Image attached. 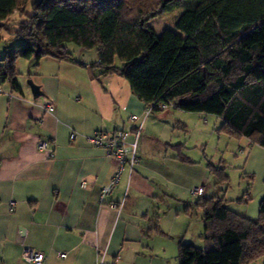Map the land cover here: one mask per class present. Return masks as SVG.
<instances>
[{"label": "crops", "instance_id": "1", "mask_svg": "<svg viewBox=\"0 0 264 264\" xmlns=\"http://www.w3.org/2000/svg\"><path fill=\"white\" fill-rule=\"evenodd\" d=\"M73 49L74 61L25 59L22 91L0 78V264H32L22 257L24 246L43 251V264H158V236H148L170 205L161 178L171 169L166 159L158 160V111L146 113L127 78L103 74L97 51ZM29 79L42 94L34 96ZM141 123L138 163L125 165L114 190L103 195L119 165L89 138L98 130H125L132 144ZM41 139L52 142L53 157L38 149ZM200 187L204 192L183 201L184 209L206 196V186ZM234 210L258 217L253 208ZM167 235L178 245L194 244L185 233ZM168 246L161 245L164 253ZM248 264H264V257Z\"/></svg>", "mask_w": 264, "mask_h": 264}, {"label": "trees", "instance_id": "2", "mask_svg": "<svg viewBox=\"0 0 264 264\" xmlns=\"http://www.w3.org/2000/svg\"><path fill=\"white\" fill-rule=\"evenodd\" d=\"M184 9L175 28L150 20ZM18 14L17 29L6 23ZM9 24V23H8ZM0 78L22 91L20 58L74 61L75 44L98 53L103 74L130 81L147 106L160 103L214 114L222 129L264 148V0H0ZM2 92V89H1ZM0 92V93H1ZM219 193L185 208L202 209L204 247L179 242V264H248L264 257V196L256 218L228 205L225 168L210 164ZM251 194L239 202L247 204Z\"/></svg>", "mask_w": 264, "mask_h": 264}, {"label": "rangeland", "instance_id": "3", "mask_svg": "<svg viewBox=\"0 0 264 264\" xmlns=\"http://www.w3.org/2000/svg\"><path fill=\"white\" fill-rule=\"evenodd\" d=\"M184 9L177 8L172 12L160 14L150 20L158 33L166 28H175ZM18 14L6 23L12 29H17ZM9 23V24H8ZM4 40L0 42V55L6 50L17 49L22 39L12 38L8 31L3 33ZM11 38L10 40H7ZM75 44H70L74 53ZM17 66L19 73L27 75V66L23 63ZM224 121L214 114L203 112H188L174 107L158 111V160L166 159L170 164V175L161 178L169 187L170 205L160 212L159 228H153L149 236H158V264H179L178 236L187 234V240L196 246L204 247L203 212L196 208L192 215L186 213L183 201H194L193 189L206 186V196L218 193L215 187L216 178L211 172L210 164L225 168L230 183L225 191L229 206L243 210L245 207L255 209L259 215V205L264 188V148L251 144L246 146V137L242 139L222 129ZM251 147V148H250ZM254 147L252 154L250 151ZM250 192L251 199L247 204H239V198ZM246 205V206H245ZM171 206V208H170ZM173 208V209H172ZM182 209V213L178 210ZM192 219V220H191ZM192 240V241H191ZM169 245L166 252L161 245Z\"/></svg>", "mask_w": 264, "mask_h": 264}, {"label": "built area", "instance_id": "4", "mask_svg": "<svg viewBox=\"0 0 264 264\" xmlns=\"http://www.w3.org/2000/svg\"><path fill=\"white\" fill-rule=\"evenodd\" d=\"M1 92V89H0ZM156 104L154 103L147 108V114L154 110ZM157 106L161 110L167 109L169 105L160 103ZM49 111L54 110V106L50 105L48 107ZM131 120L136 122L139 120V116L137 114L131 115ZM142 131V123L136 127L135 129V141L134 143L130 144L127 141L128 133L125 130H116V131H105V130H98L96 131L89 139L90 141L98 146L105 148L109 154L118 161V171L115 174L112 182L109 185L103 187V195L111 193L116 184L118 183L122 170L125 165H129L131 169L138 163V156H137V143L139 136L141 135ZM76 137L75 133L72 134V138ZM37 147L40 151H47L49 157L54 156V149L52 147V142L48 139H41L39 140ZM83 186H86L84 183ZM204 192L203 187H196L193 189L194 194H201ZM113 205V204H112ZM114 207L116 205H113ZM59 256L65 257V252H60ZM22 257L29 263L32 264H43L46 259V254L41 251L37 250L31 246H24Z\"/></svg>", "mask_w": 264, "mask_h": 264}, {"label": "water", "instance_id": "5", "mask_svg": "<svg viewBox=\"0 0 264 264\" xmlns=\"http://www.w3.org/2000/svg\"><path fill=\"white\" fill-rule=\"evenodd\" d=\"M28 84L30 85L34 96H38V95L42 94V92L40 90V86L37 85L36 83H34L33 80L29 79ZM22 234H24V233H22Z\"/></svg>", "mask_w": 264, "mask_h": 264}]
</instances>
